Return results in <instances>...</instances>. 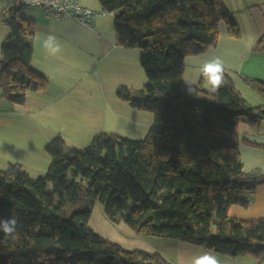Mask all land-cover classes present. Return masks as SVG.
<instances>
[{"label": "trees", "instance_id": "16d2710c", "mask_svg": "<svg viewBox=\"0 0 264 264\" xmlns=\"http://www.w3.org/2000/svg\"><path fill=\"white\" fill-rule=\"evenodd\" d=\"M99 2L116 13L117 43L139 49L147 79L139 89L120 86L117 96L152 112L153 123L145 138L100 133L82 149H67L58 137L37 179L18 162L0 169V220H18L13 237L0 231V264H171L96 233L89 220L97 201L138 234L263 260L264 219L233 218L229 208L248 206L264 183V170H244L238 136L241 122L264 120V105L249 104L226 69L215 92L183 79L186 56L214 45L220 22L241 35L231 12L222 0ZM21 8H5L0 18L9 31L0 50L1 97L11 105L48 84L32 65L35 24ZM254 50L264 51V37ZM245 80L264 97V82Z\"/></svg>", "mask_w": 264, "mask_h": 264}, {"label": "crops", "instance_id": "0c3cea01", "mask_svg": "<svg viewBox=\"0 0 264 264\" xmlns=\"http://www.w3.org/2000/svg\"><path fill=\"white\" fill-rule=\"evenodd\" d=\"M78 1L94 9H102L99 0ZM222 1L239 25L241 35H230L226 24L220 22L216 43L201 54L186 56L183 79L187 84L201 83L204 88L210 89L208 81L202 76V69L205 64L219 59L224 69L231 74L236 88L245 97L242 87L249 89L251 86L245 78L264 82V51L254 50L256 42L264 37V0ZM7 6L8 0H2L1 15ZM20 14L34 21L32 65L48 78V84L42 91L29 89L24 105H11L1 97L0 89V163H19L20 160L13 154L14 150H23L31 135L42 138L41 132H31V115L35 120L37 115L46 112L79 111L82 106L98 110L105 120L110 98L113 99L111 91L115 92L117 99L113 102L119 110L135 114L125 105L129 103L117 96V90L120 86L142 88L146 83L144 70L139 60V49L126 48L117 43L114 26L116 13L109 12L97 17L93 27L73 19L50 18L39 7H23ZM0 26L4 27L0 29L2 41L9 31L5 25L0 23ZM47 36L56 38L61 46L59 53L52 54L42 47ZM96 98L101 99L97 101L98 104L95 103L97 108L93 106ZM86 103H90V107ZM143 117L142 124L134 125L135 132L127 137L141 138L148 132L153 119L147 114ZM119 123L125 127L131 126L123 120ZM15 130L18 133L15 134ZM238 136L241 162L247 159L252 170H264V120L255 125L241 122ZM229 215L244 220L264 219V183L257 187L248 206L233 204L229 208ZM175 246L176 255L166 258L171 264H194L195 259L204 253L215 256L219 264H264V259L260 261L253 255L231 257L188 242L176 243Z\"/></svg>", "mask_w": 264, "mask_h": 264}, {"label": "rangeland", "instance_id": "374dc122", "mask_svg": "<svg viewBox=\"0 0 264 264\" xmlns=\"http://www.w3.org/2000/svg\"><path fill=\"white\" fill-rule=\"evenodd\" d=\"M1 1L2 0H0V3ZM1 10L0 8V17ZM2 28L4 27L0 26V29ZM4 40L5 38L0 41V50ZM144 80L147 82L145 73ZM242 88L249 104L255 105L260 102L259 105H264V97L257 93L254 88L251 86H249V89L245 87ZM110 95H112L113 99L110 98V105H108L109 112L106 114L105 120H103V116L100 115L98 110H89L82 106H80L81 110L79 111L46 112L41 114V116L37 115L35 120L32 119L31 115V132L32 134L41 132L42 138L39 137L38 139V135H31L30 141L24 144L25 148L23 150H21V148L14 150L13 154L20 160L19 163L24 170L34 179L44 176L51 162V157L46 147L52 140L58 137L62 138L64 141L65 148L70 149L72 147H77L82 149L88 146L97 134L109 133L111 135L127 137L128 134L131 135L135 132L134 125L142 124L144 115L146 116L147 114L152 119L154 118L152 112L133 108L130 104L125 105L135 111V114L127 113L122 109L119 110L118 106L113 102L117 99L115 92L111 91ZM101 99H94L93 106L97 108V101H101ZM83 101L85 102V99H83ZM96 102L97 104L95 105ZM86 105L90 107L91 104L86 103ZM120 120L128 122L131 126L125 127L119 123ZM16 133H18L17 130H15V134ZM147 133L141 135V138H135H145ZM10 163L16 162H9L8 164L1 162L0 168L6 170ZM89 225L99 235L120 244L128 250L140 249L148 252H158L164 258L176 255V243H187L173 237L138 234L123 220L117 222L112 221L106 215L105 206L100 201L95 202L92 208Z\"/></svg>", "mask_w": 264, "mask_h": 264}, {"label": "built area", "instance_id": "2783aa9c", "mask_svg": "<svg viewBox=\"0 0 264 264\" xmlns=\"http://www.w3.org/2000/svg\"><path fill=\"white\" fill-rule=\"evenodd\" d=\"M39 7L46 16L58 20L73 19L88 27H93L97 17L105 16L106 9H94L81 4L78 0H8L7 8Z\"/></svg>", "mask_w": 264, "mask_h": 264}, {"label": "clouds", "instance_id": "9594fccd", "mask_svg": "<svg viewBox=\"0 0 264 264\" xmlns=\"http://www.w3.org/2000/svg\"><path fill=\"white\" fill-rule=\"evenodd\" d=\"M42 47L50 51L52 54H57L61 51L60 44L56 41L54 36H47L43 42ZM224 66L219 59L211 61L203 66L202 76L206 79L210 85V91L215 92L223 82ZM190 91V90H189ZM190 93H192L190 91ZM246 171H251L252 168L245 159L242 161ZM18 227V220L15 215L8 219L0 220V231H3L9 237H13ZM194 264H219L218 259L208 253H204L198 256Z\"/></svg>", "mask_w": 264, "mask_h": 264}, {"label": "water", "instance_id": "95a60500", "mask_svg": "<svg viewBox=\"0 0 264 264\" xmlns=\"http://www.w3.org/2000/svg\"><path fill=\"white\" fill-rule=\"evenodd\" d=\"M262 246L264 247V244Z\"/></svg>", "mask_w": 264, "mask_h": 264}]
</instances>
